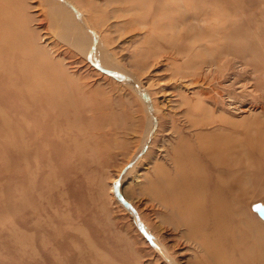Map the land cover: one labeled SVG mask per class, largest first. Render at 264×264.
Here are the masks:
<instances>
[{
	"label": "rangeland",
	"instance_id": "rangeland-1",
	"mask_svg": "<svg viewBox=\"0 0 264 264\" xmlns=\"http://www.w3.org/2000/svg\"><path fill=\"white\" fill-rule=\"evenodd\" d=\"M66 1L90 44L54 27L69 22L53 21L55 0H0V264H170L142 221L174 264H196L144 195L155 165L195 147L196 133H234L253 152L249 202L264 224V60L232 53L238 64L221 68L194 56L217 55L196 39L213 30L264 43V0Z\"/></svg>",
	"mask_w": 264,
	"mask_h": 264
},
{
	"label": "bare ground",
	"instance_id": "bare-ground-1",
	"mask_svg": "<svg viewBox=\"0 0 264 264\" xmlns=\"http://www.w3.org/2000/svg\"><path fill=\"white\" fill-rule=\"evenodd\" d=\"M55 1L58 3L57 6L60 8L62 16L52 15L53 21L56 19L68 20L69 22L65 25L58 23L54 25V27L57 28L64 37L69 39L78 37L80 40L83 39V42H88L90 44L91 41L87 36L86 30L83 29L78 22H75L72 9H75L74 7L76 5L73 7V3L71 4L72 1ZM151 1L153 2V0ZM145 2L146 1L140 3L139 1L142 5L137 2V7L140 6V8L144 10L142 6H145ZM197 2L198 0L196 3ZM214 3L216 4L215 1ZM160 4L162 5V2H159V6ZM174 4L176 5L175 1ZM205 12V16L208 15L209 9ZM63 13H65V16ZM146 13L142 11V14L146 15ZM138 15H140V13ZM200 19H202V21L204 20L203 18ZM181 20L182 19H180V22H182ZM184 21L185 20H183V22ZM210 21H208V23L212 24ZM259 21L262 22L260 18ZM218 22L221 23L220 20ZM204 23L203 26L207 25L206 22ZM262 24L263 23H261V25ZM214 25L215 22L211 30L214 28L216 29V25ZM203 28H206V30L208 29L207 27ZM215 31L216 30L211 31L205 37L199 35L196 39L197 42L201 43L200 45H204L207 50L215 52L217 55L211 57L203 51L194 53L196 57L195 65L199 63L200 65L206 64L213 67L230 68L232 64H238L239 62L236 60L238 59L236 56L231 55L232 53L251 56L252 60L259 62L264 60V43L241 37L243 34L242 27L237 28L231 33H227L224 30ZM78 34L81 35V37ZM91 35L93 34L91 33ZM192 36L190 38H192ZM4 40L5 38L0 35V43ZM17 41L19 42V40ZM103 50L102 52H104ZM180 51L181 50L178 49L179 53ZM102 52L98 50L95 53L96 55L92 56L107 67L109 66V61ZM181 53H183V51H181ZM110 58L111 57H109V59ZM255 64L257 65V63ZM261 73V78L264 81V69ZM190 122L191 127L202 129L204 126L212 124L214 121ZM194 136L195 139H197L196 145H194L195 147L174 150L172 156H170L168 160V165H155L154 175L148 182L144 195H146L150 203H153V207L158 208L156 213L163 219V223H166L168 227H171L174 231L179 232L182 238L193 244L197 252L196 264H264V224L252 213L253 204L256 201L249 202L250 192L247 188L249 175L251 174V165L248 163V160L249 155L253 152L246 148V145L243 143L244 141L240 140L239 137H234V133L218 136L196 133ZM186 142L188 143L187 145H189L188 141H181L180 143L184 145ZM184 147L188 146L184 145ZM81 190L83 189L81 188ZM132 213L137 216L139 221H142L136 209H134ZM142 223L144 228H146L148 236L150 235L149 237L154 240L155 244L160 246V249L161 246L162 248L164 247L168 252L169 255L167 256V254L162 251L164 257L170 261V264H174L175 261L168 251L169 248L163 243L162 238L155 234L152 235L148 225L143 221ZM28 254L30 253H27V255ZM96 254L104 256L98 252ZM30 255H32V253ZM56 257L58 256L56 255Z\"/></svg>",
	"mask_w": 264,
	"mask_h": 264
},
{
	"label": "water",
	"instance_id": "water-1",
	"mask_svg": "<svg viewBox=\"0 0 264 264\" xmlns=\"http://www.w3.org/2000/svg\"><path fill=\"white\" fill-rule=\"evenodd\" d=\"M258 215L264 220V205H258L255 207Z\"/></svg>",
	"mask_w": 264,
	"mask_h": 264
}]
</instances>
